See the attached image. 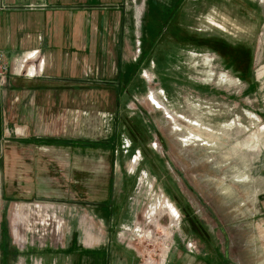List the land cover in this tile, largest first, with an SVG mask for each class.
Segmentation results:
<instances>
[{"label": "rangeland", "instance_id": "rangeland-1", "mask_svg": "<svg viewBox=\"0 0 264 264\" xmlns=\"http://www.w3.org/2000/svg\"><path fill=\"white\" fill-rule=\"evenodd\" d=\"M125 7L121 67H101L105 76L96 86L97 100L115 103V127L106 136L100 116L82 123L87 143L118 149L116 163L100 148L83 163L67 150L37 161L38 172L55 166L50 175L33 176L35 185L52 189L51 198H5L3 188L13 180L0 173V264L5 243L8 264H17L12 251L22 243L12 231L21 202L34 205L24 208L27 219L20 213L21 235L29 239L24 250L44 254L45 264L52 258L58 264H264V0H125ZM243 52L250 56L247 74ZM79 163L85 173L65 168ZM110 177L115 207L105 217L108 228L74 201L96 192L106 199ZM37 205L64 224L58 245L35 242L59 247L52 253L31 240L54 229L37 226ZM69 229L82 237L107 235L112 251L64 253Z\"/></svg>", "mask_w": 264, "mask_h": 264}, {"label": "crops", "instance_id": "crops-1", "mask_svg": "<svg viewBox=\"0 0 264 264\" xmlns=\"http://www.w3.org/2000/svg\"><path fill=\"white\" fill-rule=\"evenodd\" d=\"M125 11V0H0V49L4 50L10 62L7 79L0 83V173L5 179L8 176L13 180L12 188L6 185L3 188L5 198H51L52 189L35 185L33 176L34 171L36 175H50L55 166L41 164V171L38 172L36 162L47 163L54 154L60 157L65 150L72 151L74 158L81 157L83 163L87 153L94 155L99 148L104 149L110 151L112 157L114 155L112 165H115L118 149L110 143H87L92 140L83 138L82 123L85 119L92 122L97 119L95 116H100L106 124V136L112 134L115 127L112 112L115 103L113 100L107 103L97 100V94L102 89L96 86L101 82L98 78L105 76L99 74L101 67H121ZM109 88L116 95L118 88L112 84ZM82 98L85 100L82 101ZM94 109L95 114L92 113ZM65 168L72 173H85L80 163ZM10 169L13 173H9ZM27 181H30V185ZM106 187V199L96 192L89 201H74H83L80 205L86 207L88 214L105 223L106 215L110 211L112 217L114 214L112 177ZM42 206H36L41 218L36 224H42L45 228L54 224L53 231H50L54 235L31 233V240L34 243H46L50 239L54 241L52 244L59 242L63 221L41 214ZM66 206L61 212L62 217H66L65 222L67 208L72 211L70 203H66ZM33 207V204L23 202L14 207L19 216L12 235L19 240V243L16 241L18 245L22 243L19 246L21 249L17 248L21 254L17 263L32 264L34 260H39V264H45L44 254L34 256L25 252L29 239L21 235L19 229L24 223L20 213L27 219L24 208L34 210ZM65 238L69 242L66 250L72 253H108L113 247L112 242L110 244L106 239L107 235L102 234L90 236L87 232L82 237L79 231L69 229ZM117 242L118 248H122V242ZM34 243L30 246H34ZM36 243L35 247L38 248ZM44 247L51 253L53 249L59 250V247L44 244L38 248L41 253L45 252ZM56 259L52 258L50 264H58Z\"/></svg>", "mask_w": 264, "mask_h": 264}, {"label": "trees", "instance_id": "trees-1", "mask_svg": "<svg viewBox=\"0 0 264 264\" xmlns=\"http://www.w3.org/2000/svg\"><path fill=\"white\" fill-rule=\"evenodd\" d=\"M243 55H244L243 58H246L247 59V66H246V70L247 71H245L246 74H247L249 72V67H250V56H248L246 52H243ZM93 144H96V143H93ZM4 232H5L4 240H7L8 237L6 236L7 235L6 228H5V231ZM8 247H9V244L8 243L7 244L6 243L3 244V249H4L3 253L5 255V258L2 259V264H8V261H9V258H10V255H9L10 251H9ZM61 251H64V250H61ZM67 252H68V254L69 253H72L70 250L64 251V253H66V254H67ZM12 254H14V256H15L14 260L16 259L17 256H20L21 255V254H19L18 250L12 251Z\"/></svg>", "mask_w": 264, "mask_h": 264}, {"label": "built area", "instance_id": "built-area-1", "mask_svg": "<svg viewBox=\"0 0 264 264\" xmlns=\"http://www.w3.org/2000/svg\"><path fill=\"white\" fill-rule=\"evenodd\" d=\"M10 71V62L9 59L4 52V50L0 49V83L5 81L7 79V75L9 74ZM35 264H39L40 261L34 260ZM17 264H25L24 262H18Z\"/></svg>", "mask_w": 264, "mask_h": 264}]
</instances>
